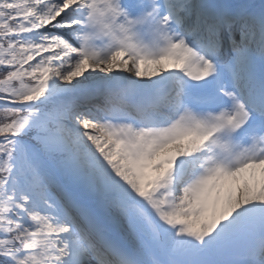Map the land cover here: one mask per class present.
Here are the masks:
<instances>
[{
    "label": "snow or ice",
    "instance_id": "snow-or-ice-1",
    "mask_svg": "<svg viewBox=\"0 0 264 264\" xmlns=\"http://www.w3.org/2000/svg\"><path fill=\"white\" fill-rule=\"evenodd\" d=\"M0 264H264V0H0Z\"/></svg>",
    "mask_w": 264,
    "mask_h": 264
}]
</instances>
